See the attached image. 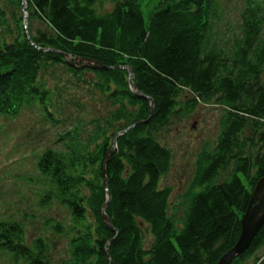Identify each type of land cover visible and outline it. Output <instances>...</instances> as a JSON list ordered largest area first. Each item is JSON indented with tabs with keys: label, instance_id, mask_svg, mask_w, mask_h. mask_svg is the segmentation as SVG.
<instances>
[{
	"label": "trees",
	"instance_id": "1",
	"mask_svg": "<svg viewBox=\"0 0 264 264\" xmlns=\"http://www.w3.org/2000/svg\"><path fill=\"white\" fill-rule=\"evenodd\" d=\"M221 15V0H0V116L36 108L54 127L35 166L40 199L66 212L51 257L42 236L0 221L10 262L216 264L234 245L264 178V0H244L234 25ZM200 105L220 110L218 134L173 201L160 134ZM231 264H264V223Z\"/></svg>",
	"mask_w": 264,
	"mask_h": 264
},
{
	"label": "rangeland",
	"instance_id": "2",
	"mask_svg": "<svg viewBox=\"0 0 264 264\" xmlns=\"http://www.w3.org/2000/svg\"><path fill=\"white\" fill-rule=\"evenodd\" d=\"M243 1L221 0L222 20L234 25ZM8 14L9 22L13 24L11 14ZM30 24L33 28L46 31L37 20L30 19ZM6 38L10 40L9 36ZM68 91L69 94L78 92L76 88ZM73 98L68 108L78 112L80 107L75 101L82 99L77 93L73 94ZM88 106V103L84 104L85 109ZM219 115L217 107L200 105L188 116L173 118L161 131V142L172 150L173 160L166 175L161 177L160 185L172 188L173 201H184L182 194L192 179L197 154L203 147L212 146L216 140ZM54 138V127L40 119L36 108L26 109L17 117L0 116V221L6 218L17 220L27 240L42 236L50 245V257L51 245L56 254L61 245L64 247V238L52 235L55 232L51 229V221L62 220L66 212L55 203L51 205V200L40 199L46 184L35 165L36 155L45 145H51ZM0 264L14 263L10 262L8 255L0 252Z\"/></svg>",
	"mask_w": 264,
	"mask_h": 264
},
{
	"label": "water",
	"instance_id": "3",
	"mask_svg": "<svg viewBox=\"0 0 264 264\" xmlns=\"http://www.w3.org/2000/svg\"><path fill=\"white\" fill-rule=\"evenodd\" d=\"M22 10L24 13L26 12L24 7L22 8ZM65 57L67 58L68 61H70L68 54H65ZM81 61L83 62L81 66L91 65V67H95V68L103 67L100 63L96 61H91L88 59H81ZM76 63L77 61L74 62L70 61L71 65H75ZM125 69L128 71V73L131 72V69L129 67H125ZM130 86L132 90L135 91V86L132 83V80L130 81ZM140 123H146V121ZM137 124L139 123H136L135 125ZM124 131H121V133H123ZM111 152L112 150L109 152V154ZM103 175H104V171H103ZM106 205L107 203H105L102 206V218L104 222L107 224V226H110L109 218L104 212V208ZM263 223H264V178L257 182L252 192V196L241 218V229L236 242L231 248H229L226 252L222 254V256L218 259L216 264H231L232 260L237 255L246 251V249L250 246L254 236L256 235L257 231L259 230V228ZM111 264L113 263L111 262Z\"/></svg>",
	"mask_w": 264,
	"mask_h": 264
}]
</instances>
